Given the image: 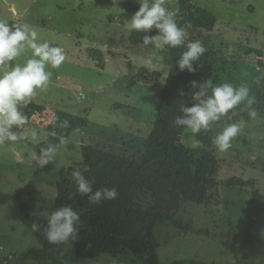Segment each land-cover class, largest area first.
Here are the masks:
<instances>
[{
  "label": "rangeland",
  "instance_id": "rangeland-1",
  "mask_svg": "<svg viewBox=\"0 0 264 264\" xmlns=\"http://www.w3.org/2000/svg\"><path fill=\"white\" fill-rule=\"evenodd\" d=\"M179 1L166 0V7L177 12ZM193 1L216 18L211 33L196 34L195 38L198 36L206 51L215 56L220 84L243 83L251 96H264V0ZM123 3L139 8L138 0H0V21L35 30L38 42L61 47L66 57L59 68L47 69L52 73L47 88L37 90L30 102L84 117L88 122L63 141L54 161L44 167L33 157L45 136L43 131L22 125L13 129L17 141L0 143V194L20 190L33 217L46 220L53 211L57 183L65 182L68 190L76 192L71 172H82V145L134 160L143 154L170 57L167 51L157 52L150 45H130L126 20L133 14L120 7ZM255 51H261L262 56ZM153 53L163 56V62L145 65L144 60ZM31 55L26 47L10 64L23 65ZM141 68L153 78L137 80L129 88L130 79ZM6 70H10L8 66H0V72ZM223 127L214 128L212 138ZM190 136L184 129L183 142L188 148ZM232 143L226 152L217 151L215 146L211 150L218 161L217 180L236 177L251 182L252 187L219 186L203 205L182 203L176 219L195 230L209 231L210 237L182 233L170 226L156 227L160 264L180 260L234 264L232 253L222 242L241 246L242 227L249 222H253L250 245L237 261L264 264V119L250 118ZM30 249L40 246L20 223L17 203L0 204V264H18L19 254ZM45 264L141 263L127 253L116 259L107 255L78 258L68 244L55 245Z\"/></svg>",
  "mask_w": 264,
  "mask_h": 264
},
{
  "label": "trees",
  "instance_id": "trees-1",
  "mask_svg": "<svg viewBox=\"0 0 264 264\" xmlns=\"http://www.w3.org/2000/svg\"><path fill=\"white\" fill-rule=\"evenodd\" d=\"M121 8L134 14L138 7L123 3ZM175 16L177 24L185 30V45L198 39L195 35L211 33L216 18L200 8L193 0H180ZM148 34L154 35L155 30ZM143 33L131 31L128 42L132 46L142 44ZM186 47L166 48L170 57L169 70L159 95V104L153 127L151 128L143 154L134 160L109 151L82 145L81 167L83 175L92 182L93 190L101 187H115L118 196L114 200L102 201L99 205H90L87 197L67 189L65 182L56 184V196L53 211L60 206L70 205L80 214L79 239L69 244L75 256L82 259H94L107 255L113 259L123 253L129 254L141 264H160L154 229L158 226H170L182 233H192L205 238L210 237L209 231L195 230L189 224L176 219L182 203L203 205L216 193L219 186L225 188L252 187V183L232 177L223 182L217 180L218 161L212 155V131L218 126L237 122L241 118L249 121L247 110L238 106L234 111L237 115L229 119L222 117L213 124L211 130L197 135L204 147L192 150L183 142V127L175 125L176 116L181 114L183 106H191L193 92L191 81L202 82L211 79L219 85L222 78L216 66L215 56L205 52L194 67L195 72L179 71L176 61ZM258 57L261 51H255ZM261 65V62H258ZM147 75V76H145ZM154 75L141 68L129 81L132 87L137 80L148 81ZM181 90L183 95H180ZM253 108L258 118L264 119V96L255 95ZM27 117L24 124L43 131L45 136L36 146V153L50 144L60 149L61 141L67 139L75 131H80L88 124L87 119L40 106L29 102L21 108ZM231 114V113H230ZM67 121V126L62 122ZM70 175V174H69ZM14 201L19 209L20 223L31 232L40 249H30L19 254L18 264L32 262L45 264L49 251L55 248L45 239L43 230L46 220L29 214L28 206L20 190L11 195L0 194V204ZM40 225L34 230L32 224ZM253 222L246 223L243 243L235 246L228 241L222 247L230 251L237 261L240 253L250 245ZM171 264H204L192 260L174 261Z\"/></svg>",
  "mask_w": 264,
  "mask_h": 264
},
{
  "label": "clouds",
  "instance_id": "clouds-1",
  "mask_svg": "<svg viewBox=\"0 0 264 264\" xmlns=\"http://www.w3.org/2000/svg\"><path fill=\"white\" fill-rule=\"evenodd\" d=\"M139 8L127 21L129 31L143 33L144 46H152L157 52L166 48L186 47L176 61L179 71L195 72L194 63L206 52L200 40L190 41L185 45V30L175 19L176 13L166 7V0H138ZM155 30V34H148ZM30 48L32 55L23 65L14 61L25 48ZM66 57L61 47L51 46L48 42H38L37 32L27 26L11 25L0 21V66H8L10 70L0 72V143L17 141L19 137L14 128H19L27 121L21 111L36 94L37 90H45L51 78L48 68L56 69L61 66ZM164 57L153 53L144 60L145 65L163 62ZM191 88L197 89L192 95V105L183 106L181 114L176 116L175 125L183 127L191 134L189 147L199 150L204 147L202 140L196 139L202 132L211 130L214 123L222 117L237 115L234 111L244 104L247 115L251 119L257 118V111L253 108L256 103L254 96L246 84L234 86L225 82L213 84L211 79L202 82L191 81ZM181 90L180 95H183ZM231 113V114H230ZM67 126V121L62 122ZM246 127V121L226 124L221 131L212 138V144L217 151L226 152L233 147V140ZM36 133H32L33 139ZM63 143V141H61ZM57 145H49L38 153H33L35 161L44 167L54 161ZM71 177L76 185V192L87 197L90 205H99L102 201L114 200L118 196L115 187H101L93 190L92 182L79 169H73ZM80 214L70 205L60 206L46 217V227L43 230L45 239L51 245H68L79 239ZM34 230L40 225L32 224Z\"/></svg>",
  "mask_w": 264,
  "mask_h": 264
},
{
  "label": "water",
  "instance_id": "water-1",
  "mask_svg": "<svg viewBox=\"0 0 264 264\" xmlns=\"http://www.w3.org/2000/svg\"><path fill=\"white\" fill-rule=\"evenodd\" d=\"M10 9H11L12 12H14L13 8H10ZM75 132L78 133L79 131L77 130V131H75Z\"/></svg>",
  "mask_w": 264,
  "mask_h": 264
}]
</instances>
